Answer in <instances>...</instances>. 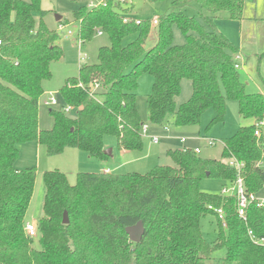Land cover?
Segmentation results:
<instances>
[{"label": "trees", "instance_id": "trees-1", "mask_svg": "<svg viewBox=\"0 0 264 264\" xmlns=\"http://www.w3.org/2000/svg\"><path fill=\"white\" fill-rule=\"evenodd\" d=\"M143 1H171L169 11L157 17V41L147 51L151 20L135 24L127 4L105 0V6H80L73 13L81 42L101 32L110 46L101 47L98 62L80 66L59 91L61 107H70L75 117L50 110L53 126L40 130L42 84L51 79V64L62 59L63 51L56 31L43 22L41 0H0V264H204L217 249L226 250L219 264H264V246L248 235L251 231L256 239L264 238V207L250 204L242 219L234 197L200 190L204 179L235 181L237 171L227 164L231 159L243 164L246 193L257 195L264 188V172L256 165L264 153V135H254V123L264 120V96L246 93L234 68L238 48L215 25L220 14L240 21L244 4L255 0ZM189 1L205 14L184 15L181 9ZM174 27L185 37L182 45H173ZM130 36L135 39L124 46ZM142 74L152 78L147 96L152 125H162L171 116L178 127L198 126L212 109L209 130L224 122L228 100L237 102L238 115L251 124L222 141L221 160L169 150L166 155L175 167L157 166L145 174L79 173L74 186L59 171L45 172L42 216L34 236L40 248H34V237L25 232V215L36 170H16L18 146L35 142L48 156L72 148L106 160L104 137L113 136L120 151H141L143 124L136 92ZM183 80L190 82L191 95L177 105ZM90 84L97 88L91 90ZM217 209L223 210V222ZM64 212L68 225L62 224ZM209 215L218 227L212 246L200 231V220ZM138 222L144 235L135 244L125 229Z\"/></svg>", "mask_w": 264, "mask_h": 264}, {"label": "rangeland", "instance_id": "rangeland-1", "mask_svg": "<svg viewBox=\"0 0 264 264\" xmlns=\"http://www.w3.org/2000/svg\"><path fill=\"white\" fill-rule=\"evenodd\" d=\"M27 2L28 0H21ZM91 0H83L79 3L72 0H41L40 9L45 12L43 22L50 30H55L58 35V44H60L63 51V58L58 62L51 64L50 80L44 82L43 89L45 95L39 101L38 106V126L40 129H51L53 119L50 115V110H60L63 103L61 101L59 91L64 85L65 80L75 77L78 74L80 66L84 64L92 65L98 62V50L101 47H109L110 41L106 35H95L91 41L84 42L82 45L78 44V28L79 25L73 19V13L80 7H87ZM255 10L250 8L251 15L256 13L258 18L264 17V0H255ZM171 1H164L161 3H148L143 0H130L127 2L130 14L137 20L142 19H157L169 11ZM181 12L188 17L199 18L200 15L205 14L194 1H189L187 5L182 7ZM225 14H220V16ZM62 19L57 21L56 18ZM36 20L39 15L36 14ZM57 21V22H56ZM258 26L264 36V20L260 21ZM59 23V24H58ZM225 25L233 28L236 24L233 21H223ZM61 26V28H59ZM151 27L153 28L152 24ZM70 32V35H67ZM220 32V31H219ZM236 32V31H235ZM154 29L150 32V38L145 43V50L151 49L156 40ZM221 33V32H220ZM222 34V33H221ZM233 45L237 46L233 41V36L228 32V35L222 34ZM135 39L134 36L127 37L122 44L125 46ZM185 42L184 35L177 29L173 28V45H182ZM86 58L82 62L81 56ZM247 55L246 57H249ZM240 57V64H242V56ZM251 57V56H250ZM242 67V66H241ZM131 68L127 69L129 72ZM242 75V72H239ZM152 78L149 75L142 74L138 79V89L136 92V107L142 119V124L147 126V133L142 134L143 147L139 152H133L129 156H122L117 148V142L113 136L104 137V145L108 149H113L112 155L106 160H97L90 158L85 152L67 148L61 154L55 156H48L44 146L40 145L36 153L33 144L28 143L21 145V156L15 163V167L22 168L34 167L36 170V179L33 189V198L29 207L27 221L32 222L34 219L39 220L42 216L43 203V174L49 171H59L66 176L69 185L74 186L76 183V176L79 173H101L102 169H111V174L126 175L130 173L145 174L153 170L157 166L175 167L173 161L166 155L169 150H179L182 145L179 139H184L185 146L190 149L198 148L199 157L202 159L221 160L222 141L232 137L237 129L245 126L248 121L242 119L238 115L237 102L228 100L226 102V116L223 123L217 124L206 130L210 120L214 117L212 109L206 111L198 126L194 127H178L174 124L171 116L167 117L162 125H152L147 118V96L151 91ZM246 93H251L252 87L244 83ZM252 85V84H251ZM191 95V86L188 80H183L181 84V91L177 97V104H183L189 100ZM53 97L57 102L56 106L48 105L49 98ZM70 118L75 117L74 112L68 114ZM151 137H158L159 142L154 144ZM205 139L214 140V146L207 147ZM112 151V150H111ZM264 171V167L262 168ZM232 183V182H231ZM230 184V183H227ZM223 184L220 180L214 178L204 179L200 183V190L204 193L212 195H221ZM259 199L264 200V188L257 194ZM39 218V219H38ZM217 222L212 216L203 217L200 220V231L204 241L213 245L217 239ZM34 248L39 249L38 239L34 237ZM226 254L225 249H217L213 251L210 259L206 260L204 264H219V260Z\"/></svg>", "mask_w": 264, "mask_h": 264}, {"label": "crops", "instance_id": "crops-1", "mask_svg": "<svg viewBox=\"0 0 264 264\" xmlns=\"http://www.w3.org/2000/svg\"><path fill=\"white\" fill-rule=\"evenodd\" d=\"M255 4H256V1L255 2L247 1L244 4L242 19L240 21H233L236 24L235 27L230 28V26L227 27V25H225L223 23V21H232V20H229L226 15L219 16L216 19L215 25H216V28L218 29V31H220L222 34L228 35V32H229L231 34L229 36H233V38H234L232 42L233 43L235 42L237 45L236 46L238 48L237 55L242 56V59H243L242 64H240L242 67H240V69L238 70L239 72L240 71L242 72V75L240 74V78H241L243 83L247 82V85L249 84L250 87H252V89H251L252 92L249 94H261L264 96V36L262 37V33H260L261 32L260 26H258L259 23H262L260 21H263L264 17L258 18L256 16V13L251 15L250 8H253L255 10V7H256ZM61 19L62 18L60 17V20ZM151 22H152V20H151ZM152 26H153L152 29H154V31H156L154 28L155 25H152ZM59 28H61V26H59ZM103 35L104 34L101 33V35H99V36H103ZM155 35H156V33H155ZM149 38L150 37H148V39ZM156 41L157 40H155V43H156ZM82 44H83V42H82ZM58 45L60 46V44H58ZM247 55H250L251 57L250 56L246 57ZM43 84H42V87H43ZM190 86H191V84H190ZM246 88L247 87L245 86V91H246ZM43 91H44V89H43ZM44 95H45V91H44L43 95L40 97V99L43 98ZM40 99H39V101H40ZM177 99L178 98H176V104H177ZM39 101H38V106H39ZM250 124H251V122L248 121L246 125H250ZM40 130H43V129H40ZM44 130H47V129H44ZM263 135H264V133H263ZM180 140L181 139H179V143L182 145V148L179 149V151H181L183 148H187V146H185V142L182 143V142H180ZM30 143L34 145L32 147H35L34 149L36 150V153H37L38 149H40L39 148L40 145L38 143H35V142H30ZM25 144H28V143H25ZM22 145H24V144H22ZM104 146H105V149H108V147L106 145H104ZM20 147H21V145L18 146L19 153H20L19 158L21 156V148ZM188 149H190V148H188ZM111 150L113 152V149H111ZM190 150H193V149H190ZM119 152L122 156H126V157L129 156L131 153H133V152H127L124 150H121V151L119 150ZM261 162H262V168H263L264 167V153H263ZM15 168H16V170H23L26 167H22V168L21 167L20 168L15 167ZM101 173H110L111 174V169L104 168V169H102ZM32 198H33V194H32ZM32 198H31V200H32ZM30 205H31V201H30L29 207H30ZM29 207H28V210H27L26 215H25V222H26V224L37 225L38 220L34 219L32 222L27 221L28 220L27 214L29 212Z\"/></svg>", "mask_w": 264, "mask_h": 264}, {"label": "built area", "instance_id": "built-area-1", "mask_svg": "<svg viewBox=\"0 0 264 264\" xmlns=\"http://www.w3.org/2000/svg\"><path fill=\"white\" fill-rule=\"evenodd\" d=\"M119 2L126 4L127 2H129L130 0H118ZM105 0H91L88 5L87 8L88 9H93V8H98L100 6H105ZM124 22H127V18H125L123 20ZM140 21L136 20L135 24H139ZM152 25L157 26V19L152 20L151 22ZM71 33L68 32V35H70ZM96 35H101V32H97ZM79 45L82 44L81 41H78ZM86 56L83 55L80 58V61L82 62L83 60H85ZM235 60V64H234V68L236 70H239L241 65H240V57L239 55H236L234 57ZM90 88L91 90H95L97 88L96 84H90ZM48 105L50 106H56L57 102L55 101V99L53 97L49 98L48 101ZM61 111H63L65 114H69L72 109L70 107H61L59 108ZM254 135L259 138L263 135L264 133V120L260 121V122H255L254 123ZM141 136L142 134H146L147 133V126L142 125L141 127ZM151 141L154 144H157L159 142V138L158 137H151L150 138ZM206 142L207 147H212L214 146V140L211 139H204ZM180 142L184 143L185 140L181 139ZM182 151H192L194 154L198 155L200 153V150L198 148H195L193 150H190L188 148H183ZM228 166L233 167L236 169L237 171V178L235 181H233L230 184H227L224 188H222L221 190V196H227V197H234L236 199V203H237V214L240 218L244 219L245 213H246V209L250 204H256L257 207H264V200H261L259 198H257L256 195L254 194H248L246 193L245 187H244V183L243 180L240 176V173L242 171L243 168V164L237 162L234 159L228 160L227 161ZM258 167H262V162L259 161L256 164ZM218 218L223 222L224 221V213L222 209H217L215 210ZM25 232L27 234V236L29 237H34L37 233V225L35 224H26L25 225ZM248 235L250 236V238L252 239L253 243L256 245H262L264 246V238L261 239H256L253 235L251 231H248Z\"/></svg>", "mask_w": 264, "mask_h": 264}, {"label": "water", "instance_id": "water-1", "mask_svg": "<svg viewBox=\"0 0 264 264\" xmlns=\"http://www.w3.org/2000/svg\"><path fill=\"white\" fill-rule=\"evenodd\" d=\"M56 20L59 21L60 17H57ZM104 154L106 156L110 157L112 155L111 149L104 150ZM62 224L63 225H68L69 224V217H68V214L66 212H64V214H63ZM125 233L128 236V239H129L130 242L137 244V243H139L142 240V237L144 235L143 224L141 222H138L134 226L127 227L125 229Z\"/></svg>", "mask_w": 264, "mask_h": 264}]
</instances>
